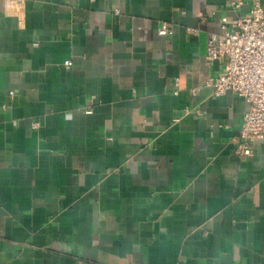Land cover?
<instances>
[{
    "label": "crops",
    "instance_id": "obj_1",
    "mask_svg": "<svg viewBox=\"0 0 264 264\" xmlns=\"http://www.w3.org/2000/svg\"><path fill=\"white\" fill-rule=\"evenodd\" d=\"M255 4L0 0V264H264V140L205 58Z\"/></svg>",
    "mask_w": 264,
    "mask_h": 264
},
{
    "label": "built area",
    "instance_id": "obj_2",
    "mask_svg": "<svg viewBox=\"0 0 264 264\" xmlns=\"http://www.w3.org/2000/svg\"><path fill=\"white\" fill-rule=\"evenodd\" d=\"M238 8L241 3H232ZM221 34H210L206 40L205 58L215 62L223 59V71L211 81L214 94H235L248 103L238 131L235 153L251 155V146L264 140V8L255 4L245 17L229 21L221 19ZM166 24L156 31L159 37L170 33ZM190 35L197 31L188 29ZM64 66H70L65 61Z\"/></svg>",
    "mask_w": 264,
    "mask_h": 264
}]
</instances>
